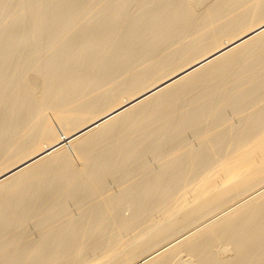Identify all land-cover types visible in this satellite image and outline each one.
<instances>
[{"label": "bare ground", "instance_id": "obj_1", "mask_svg": "<svg viewBox=\"0 0 264 264\" xmlns=\"http://www.w3.org/2000/svg\"><path fill=\"white\" fill-rule=\"evenodd\" d=\"M263 188L264 0H0V264H264Z\"/></svg>", "mask_w": 264, "mask_h": 264}, {"label": "rangeland", "instance_id": "obj_2", "mask_svg": "<svg viewBox=\"0 0 264 264\" xmlns=\"http://www.w3.org/2000/svg\"><path fill=\"white\" fill-rule=\"evenodd\" d=\"M230 117H232L231 119H232L234 122H236V118H235L232 114L230 115ZM151 163L153 164V166L155 165L154 167H156V164L153 163V161H151ZM111 184H112V185H111ZM110 185H111V187H112L113 189L115 188V186L113 185L112 182L110 183ZM262 190H264V188H263ZM71 208L74 210V208H73L72 205H71ZM129 213H130L129 210H125V211H124V214H125V215H129ZM218 217H219V216L217 215V216H215V218H214V217H213V219L211 218L210 221L216 220ZM210 221H208V222H210ZM188 230H189V229H188ZM184 232H185V233H184ZM186 232H187V231H181L180 234H179V233L175 234V235H174V239H175L176 241L178 240V238H179V239H180V238L182 239V237H184L183 235H186ZM183 233H184V234H183ZM169 239H171L172 242H170ZM169 239L166 240L167 242L165 241V243H162L161 246H163L164 244H170V243H174V242H176L174 239L172 240V238H169ZM161 246L159 245V247H161ZM167 246H169V245H167ZM157 249H158V248L156 247V250H157ZM153 250L155 251V248H154ZM161 250H162V249H161ZM159 251H160V250H159ZM151 252H152V251H151ZM148 253H150V252H148ZM148 253H146V254H148ZM156 253H157V252H156ZM146 254H144V255H146ZM186 258H187V257H186L185 255H182V259H186Z\"/></svg>", "mask_w": 264, "mask_h": 264}]
</instances>
